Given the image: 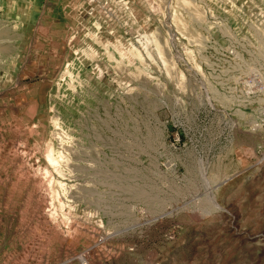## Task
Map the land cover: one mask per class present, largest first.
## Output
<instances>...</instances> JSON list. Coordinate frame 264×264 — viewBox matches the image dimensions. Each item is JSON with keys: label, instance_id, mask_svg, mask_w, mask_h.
<instances>
[{"label": "rangeland", "instance_id": "374dc122", "mask_svg": "<svg viewBox=\"0 0 264 264\" xmlns=\"http://www.w3.org/2000/svg\"><path fill=\"white\" fill-rule=\"evenodd\" d=\"M264 0H0V264H264Z\"/></svg>", "mask_w": 264, "mask_h": 264}, {"label": "built area", "instance_id": "2783aa9c", "mask_svg": "<svg viewBox=\"0 0 264 264\" xmlns=\"http://www.w3.org/2000/svg\"><path fill=\"white\" fill-rule=\"evenodd\" d=\"M252 129L253 131L259 132L262 136V142L257 152L264 159V105L259 108L256 120L252 124Z\"/></svg>", "mask_w": 264, "mask_h": 264}]
</instances>
